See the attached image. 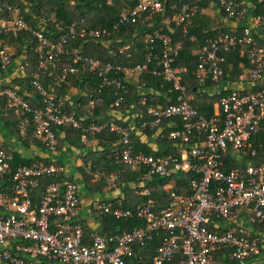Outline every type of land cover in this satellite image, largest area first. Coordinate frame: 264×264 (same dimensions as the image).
<instances>
[{
    "label": "built area",
    "instance_id": "obj_1",
    "mask_svg": "<svg viewBox=\"0 0 264 264\" xmlns=\"http://www.w3.org/2000/svg\"><path fill=\"white\" fill-rule=\"evenodd\" d=\"M247 1L217 0V8L233 24L228 26L229 32L207 39L196 51L198 64L193 76L203 86L200 88L203 94L204 85L210 83L212 95L217 96L216 111L209 118L192 107V97L182 82L181 71L174 66L181 44L173 43L166 34L154 31L149 39L150 44L161 43L159 55L148 56L145 62L127 69L108 64L105 72L100 73L140 74L148 71L149 64L154 62L156 66L150 72L160 74L175 93L168 105L149 109L148 120L136 121L137 116L141 119L139 114L132 115L133 126L117 124L114 121L121 118L116 111L106 125L120 136L124 145L116 159L142 173L133 189L147 199L132 208H125L118 198L104 200L96 203L95 212L116 219L136 217L144 221L142 227L114 236H102L95 230L85 236V224L79 219L77 183L48 184L37 202L32 201L39 180L65 173V168L51 159L50 164L14 169L9 147L0 139V264H127L134 255L133 247L150 242L158 232L164 235L151 264H264V165L248 163L228 169L223 160L229 152L237 159L247 154L254 156L252 140L264 120V45H258L255 38L264 40V16L251 14L248 26H237L250 15ZM3 6L0 1V33L9 28L28 29L18 18V11L9 6L6 7L8 27L1 18ZM162 8L160 0H137L132 10L123 12L121 22L152 19ZM174 8L178 11L177 24L186 32L195 8L188 4ZM251 22L262 34L252 31ZM69 33H75L74 25ZM34 35L39 43L40 68L54 65L56 59L67 53L68 34L61 36L58 43H51L38 32ZM89 35L98 38L100 32L91 31ZM237 51L243 53L250 67L235 81L223 82L226 56ZM72 54L74 63H80L84 69L89 64L90 72L98 66L97 62L82 58L77 50ZM0 61L2 70L11 63L4 50H0ZM24 67L21 64L18 70L23 71ZM60 68L63 73L78 71L70 65ZM104 82L116 89L114 106L119 107L128 95L126 84L118 76L111 81L106 77ZM36 88L42 97V110L31 108L29 101L15 92L8 90L5 94L9 97V107L22 116L20 130L23 132L32 123L34 134L46 142L49 154H54L57 140L53 127L78 128V122L73 113L63 110V100H56L39 85ZM165 120L168 122L163 125ZM101 128L92 127V131L99 132ZM167 128V139L173 142L179 158L134 153L130 136L135 131L157 129L158 135L164 137ZM82 141H86L84 136ZM171 172H191L196 177L190 180L187 194L170 192V205L155 212L151 199L154 187L150 183L154 178L168 177ZM116 181L117 176H109L111 188H115ZM163 188L168 192L167 186Z\"/></svg>",
    "mask_w": 264,
    "mask_h": 264
},
{
    "label": "trees",
    "instance_id": "obj_2",
    "mask_svg": "<svg viewBox=\"0 0 264 264\" xmlns=\"http://www.w3.org/2000/svg\"><path fill=\"white\" fill-rule=\"evenodd\" d=\"M0 1L4 5L1 18L6 21L8 27H10V19L6 11L7 6L17 10L18 18L23 20L28 27V29L16 31L10 28L3 29L0 33V50L4 47L14 49L15 52L10 57V62L21 58L25 66L23 71L18 70L19 75L12 78L9 83L0 82V127L13 139L10 142H18L17 145L22 148V151L19 149L8 151L12 156L11 167L15 169L19 166L30 167L39 163L50 164L53 159L55 165L65 168V173L39 180V186L32 192L33 203L40 198L45 186L54 182H75L76 173L80 176L78 181L81 185L78 184V186L82 188L84 194L102 197L111 192L108 178L110 175H115L117 176L115 187L124 194L123 206L125 208H132L134 204L144 202L147 198L137 195L130 187L139 182L142 173L131 170L121 160L116 159V155L123 151L124 145L121 143L120 136L106 125L113 120L116 111L130 112L131 110V115H141V119L136 115V121L148 120L150 117L147 111L150 108L168 105L174 100L175 93L171 84L164 81L160 74L150 72L152 67L156 66L154 62L149 64L148 71L140 74H130L125 71L117 74L108 72L102 75L100 73L105 72L108 64L127 69L145 62L148 56L159 55L162 50L161 43L155 41L150 44L149 39L154 31L166 34L173 43L181 44V50L174 61V66L181 71L182 82L188 94L192 96L190 102L192 107L201 116L211 117L215 112L214 104L217 96L202 94L203 92L199 89L203 86H199L193 72L198 64L196 52L198 47L203 45L207 39L216 37L220 32L230 31V28L224 26L223 20L217 16L210 18L202 12L209 6H216L217 0H160L163 7L161 12L156 13L152 19H139L135 23L121 22V16L124 11L132 10L137 0ZM247 2L253 4L251 13L253 16H264V0H248ZM183 4L195 8L190 19L191 24L186 32L183 31L181 25L177 24L178 11L174 8V6ZM220 13L227 21L225 15ZM73 25L75 33L70 34V27ZM91 31H99L100 36L98 38L90 36ZM34 32L42 34L51 43L60 42L61 36L68 34L69 39L65 43L67 53L56 59L54 65L48 64L46 69L40 68V55L37 52L39 43ZM255 38L258 45H264L263 39L256 36ZM124 48L126 49L123 50ZM73 50H77L82 58L97 62L98 66L90 72L89 64L84 69L80 63H74ZM239 50L246 49L240 48ZM226 60L223 82L235 81L250 67L240 51L228 54ZM62 65L73 66L78 71L75 74L63 73L60 68ZM229 65L231 69L228 70ZM3 73L0 61V79ZM129 75L137 76L134 79V82L137 81L135 84L126 83L130 79ZM117 76L123 80L128 89V95L124 97L119 107L114 106L116 89L112 84L104 82L106 77L111 81ZM38 85L53 95L56 100H63V110L66 113H73L78 122V128L71 125L53 127L57 140V151L54 154H49L46 142L34 134L32 123L23 132L20 130L22 116L9 107V97L5 94L8 90L15 92L24 100L29 101L31 108L42 110V97L36 88ZM204 86L206 90L210 89V83ZM67 98L71 100V103ZM143 99H145L144 104H142ZM114 122L127 125L123 119ZM167 122L168 120H165L163 125ZM176 124L179 123L176 122ZM92 127L102 128L99 132H93ZM167 130L169 129H166L164 137L159 134L156 138V145L162 150L153 149L133 133L130 140L134 153L179 158L180 154L173 147V142L167 139ZM156 131L157 129L145 130L142 133L150 138ZM82 136L86 138V143L82 142ZM252 142L255 144L254 156L247 154L237 159L229 152L223 158L225 167L228 169L244 167L248 163L254 166L264 165V120ZM30 147L37 149L38 153H44L45 157L39 156L38 153L31 155ZM25 150L29 151V154H24ZM73 151L79 153L75 157L77 163L69 165L66 161H69L68 155ZM68 166H70L69 170ZM195 177L191 172H171L168 177L154 178L150 184L154 187L151 198L155 203V212L170 205L172 202L169 197L170 192L187 194L189 182ZM167 185L169 186L168 192L163 188ZM98 217L99 225L96 231L102 236L119 235L144 225V221L136 217L122 219L107 215ZM83 230L85 236L91 232L86 225L83 226ZM163 235V232H158L150 242L143 246L136 244L133 247L134 255L127 260V264H151Z\"/></svg>",
    "mask_w": 264,
    "mask_h": 264
},
{
    "label": "crops",
    "instance_id": "obj_3",
    "mask_svg": "<svg viewBox=\"0 0 264 264\" xmlns=\"http://www.w3.org/2000/svg\"><path fill=\"white\" fill-rule=\"evenodd\" d=\"M249 8H250V15H251V11H252V8H253V4H251L250 2H249ZM212 9H214V10H212ZM209 12V13H216V14H214V16H217L219 19H221V20H223L225 23H224V26H230L231 25V23L233 24V22H231L230 23V21H226L225 20V18L223 17V15L220 13V11H219V9L216 7V6H209V7H207V8H205V9H203L202 10V12L203 13H205V14H207V12ZM250 15H249V17H250ZM242 26H244V25H242ZM245 26H248V23H246V25ZM257 33H259L260 34V30H258V29H254ZM261 34H262V32H261ZM9 47H4V49L3 50H5V49H8ZM22 62L23 61H21V58H19V59H17V60H14L13 62H11V64H10V66L6 69V70H4V73H3V75L1 76L2 77V79H0V82H5V83H9V81L12 79V78H14V77H16L17 75H19V73H18V67H19V65H21L22 64ZM230 69H231V65H230ZM240 76V75H239ZM5 80V81H4ZM127 82H130V83H133V84H135L137 81H132L131 79H128V81ZM200 90V89H199ZM200 93V92H199ZM205 94L206 93H208V94H212V91H211V89H205V92H204ZM203 94V93H202ZM192 97V96H191ZM69 101H70V103H71V100L69 99V98H67ZM145 103V99H143L142 100V104H144ZM151 109V108H150ZM130 110V109H129ZM214 110L216 111V108H215V106H214ZM136 115H138V114H136ZM117 116H120V118L121 119H123V121L125 122V123H127V124H129L130 126H133L132 125V123H133V121H132V115H131V110H130V112H119V115H117ZM165 133V132H164ZM135 135H137L139 138H140V140L142 141V142H145V143H148V145L149 146H151L153 149H158V150H162V148H158L157 147V145H156V138H157V136H158V132H156L153 136H151L150 138L149 137H147L146 135H144L141 131H135V133H134ZM83 142V141H82ZM13 143H15L16 144V142H10L9 141V143L8 144H6L7 145V147H9V146H12V144ZM83 143H86V141L85 142H83ZM17 147H19L18 145L16 146V148ZM10 148V147H9ZM165 148V147H164ZM29 151H30V154L31 155H34L35 153H38V150L37 149H35L34 147H30L29 148ZM74 153H75V156L77 157L78 155H79V153L78 152H75V151H73ZM38 155L39 156H41V157H45V154L44 153H42V152H39L38 153ZM73 162H74V164H76L77 163V160H73ZM75 177L77 178V180L75 181L77 184H79V186L81 185L80 184V182L78 181L79 179H80V176H79V174L78 173H76L75 174ZM136 183H134L133 185H131L130 187H131V189L132 190H134L133 189V187H134V185H135ZM167 187L169 188V186L167 185ZM109 189H111L110 191L111 192H108V193H106V194H104V195H102V199L103 200H110V199H120L121 201H122V203L124 202V194L123 193H121L120 192V189H118V188H111L110 186H109ZM137 195H139L136 191H134ZM141 196V195H140ZM146 198V197H145ZM152 199V198H151ZM153 200V199H152ZM145 201V200H144ZM135 205V204H134ZM96 206V204L93 202V203H90V204H86V205H84V208H83V206H82V204H81V206H80V216H79V219L80 220H83V222H84V224L89 228V229H91V231H96L97 230V227H98V225H99V217H98V215L96 214V212H95V207ZM85 208H87V213H85V214H82V211L85 209Z\"/></svg>",
    "mask_w": 264,
    "mask_h": 264
},
{
    "label": "rangeland",
    "instance_id": "obj_4",
    "mask_svg": "<svg viewBox=\"0 0 264 264\" xmlns=\"http://www.w3.org/2000/svg\"><path fill=\"white\" fill-rule=\"evenodd\" d=\"M212 10H214V9H212ZM207 12V11H206ZM214 14H216V13H209V12H207V15L210 17V18H215V16H214ZM249 16V15H248ZM251 16V15H250ZM248 21H252V18L251 17H248L247 18V20H245V21H243V22H239V23H237L236 25L237 26H242V25H245ZM250 27L251 28H253L252 29V31L253 32H256L254 29H258V30H260L259 28H257V27H255L253 24H252V22H251V24H250ZM263 34H264V32H263ZM5 51V53L6 54H8L9 55V57H11L12 55H13V53L15 52V50L14 49H12V48H8V49H5L4 50ZM197 51V50H196ZM129 78L132 80V81H134V79H136L137 78V76H135V75H129ZM5 81V80H4ZM23 134V133H22ZM0 139L4 142V143H6V144H8L9 143V141H11V140H13L11 137H9L8 135H7V132L5 131V130H3L1 127H0ZM17 144H18V142L15 144V143H13L12 144V146H9L10 148H9V150L10 151H12V150H14V149H19L20 151H22V148H19V147H17L16 148V146H17ZM25 153H27V154H29V151H24V154ZM75 153L74 152H70L69 153V155H68V159H69V161H66V163L67 164H71V165H73V160L75 159ZM70 169V166H68V170ZM120 192H121V190H120ZM79 194H80V206H81V204H82V206H83V208H84V205H86V204H90V203H98V202H100V201H104L103 199H102V197L101 196H95V195H90V194H84L83 193V190H82V188L80 187L79 188ZM87 211V208H85L83 211H82V214H85V213H87L86 212Z\"/></svg>",
    "mask_w": 264,
    "mask_h": 264
}]
</instances>
